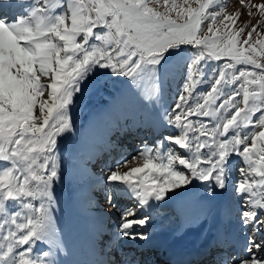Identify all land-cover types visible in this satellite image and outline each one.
I'll return each mask as SVG.
<instances>
[{
	"label": "snow or ice",
	"instance_id": "obj_1",
	"mask_svg": "<svg viewBox=\"0 0 264 264\" xmlns=\"http://www.w3.org/2000/svg\"><path fill=\"white\" fill-rule=\"evenodd\" d=\"M226 6V0L0 3L25 8L11 21L0 11V264H57V145L73 128L77 93L110 70L134 85L147 82L144 99L154 103L181 63L182 91L160 117L177 134L116 162L105 178L107 199L118 205L123 194L135 201L119 214L120 235L148 240L139 230L159 202L176 189L201 186L210 201L231 194L238 224L248 230L242 252L219 264H264V19L237 28L241 14ZM244 7L264 18V3ZM205 83L208 90L198 91ZM233 158L243 166L234 169Z\"/></svg>",
	"mask_w": 264,
	"mask_h": 264
},
{
	"label": "rangeland",
	"instance_id": "obj_2",
	"mask_svg": "<svg viewBox=\"0 0 264 264\" xmlns=\"http://www.w3.org/2000/svg\"><path fill=\"white\" fill-rule=\"evenodd\" d=\"M249 3L258 5L264 3V0H244L243 4L241 0H226L227 13L241 14L236 25L237 28L245 25L250 27L264 19L259 15L255 7L251 9L244 7V4ZM7 10L2 9V11ZM249 11L257 14L251 16ZM3 18L5 19V16ZM259 30L264 32V27ZM188 51L190 52L191 49H188ZM213 63L215 64V62ZM100 71L106 74L97 76V80L83 94L77 93L79 98H74V102L70 107L73 128L58 138L57 154L59 157L60 179L54 183L53 194L55 203H61V206L70 215H73L74 210H77L85 219L91 218L100 221L102 218H106L103 221L105 229H102L101 238L98 239L99 251L101 250L103 254V250L108 243H113L116 247L117 245L123 246L127 242L128 238L120 235L119 214L125 208H133L135 205L134 200L123 194L119 196L120 203L118 205L115 199H107L106 197L112 196V189L107 186L105 178L110 170L115 167L116 162L126 158L131 159L138 150H142L145 146L153 145L154 141L162 139L164 136L177 134V130L163 125L160 117L163 116L162 113L171 111V106L176 102L178 94L182 91L185 79V64L181 63L178 69L169 73L161 95L154 103L144 99V93L149 88L147 82H144L143 86L134 85L131 80L121 76L122 80L116 83L120 76L112 74L110 70ZM207 90V83L199 86L198 89L201 92H206ZM125 97L128 98L130 106H124L125 103L123 104V101H121ZM258 115L259 113L256 114V116ZM122 139H127L128 141V143H124V148L116 153L112 151L107 154L108 156H105L104 151L109 147V144L117 145ZM80 140L84 141L85 145H82ZM107 158H110V163ZM136 164V161H132L130 166H136ZM232 164L234 169L243 166L239 158H233ZM234 179H239L238 173H236ZM201 183L196 182L197 185ZM229 193H231V190H229ZM171 195H178L177 200L182 197L186 198L185 200H193L194 202L197 200L200 203L210 201L201 186H190L187 191L176 189L175 194ZM224 198L227 199V203L222 207L215 206L211 211V213L214 211L213 213L218 216L215 224H218L219 227L215 238L202 244L204 249H207L209 245L220 242L219 240H223L221 239L224 236L223 232L231 229L228 225V219L230 222L234 218L238 221L236 215L238 208L233 197L229 194ZM178 204L172 202L168 206H160L159 202L158 206L150 213L146 230L140 229L139 231H144L148 237L151 236L149 239L169 236L172 237V242L175 240L179 242L182 238H191L194 233L193 228H201L205 223L194 227L190 226L189 235L184 233L181 236H177L186 226L183 221V212L179 211ZM229 206L232 209L231 214L227 211ZM196 208L198 211L201 210L200 207ZM135 210L139 212L138 208ZM195 217L199 220V213H196ZM149 229L152 231L149 232ZM239 229H241L240 231L238 230L239 233H235V237L238 239L241 238L240 232L244 230L240 226ZM153 244L156 245L155 243ZM229 244L233 246V244ZM243 244L244 242L241 245ZM42 245V247L38 246L43 250H48V245ZM52 250L56 253V257L60 256L55 248L52 247ZM130 252L133 251L131 250ZM150 252L146 251V253L141 254L137 259L138 263L153 264L155 254L152 252L150 254ZM121 256L117 258L120 264L124 260L126 262L128 257L126 259L123 258L129 256V253H122ZM150 258L152 260L147 262ZM65 261L68 262L67 259ZM71 264L80 263L72 262Z\"/></svg>",
	"mask_w": 264,
	"mask_h": 264
},
{
	"label": "bare ground",
	"instance_id": "obj_3",
	"mask_svg": "<svg viewBox=\"0 0 264 264\" xmlns=\"http://www.w3.org/2000/svg\"><path fill=\"white\" fill-rule=\"evenodd\" d=\"M3 2L4 0H0V3ZM8 2H14L16 4L23 3L26 7L29 0H8ZM24 10L25 8L21 7L10 8L7 10L5 19L11 21L14 17L19 16ZM0 11H2V9H0ZM162 115H164V113H162ZM81 141L82 140H80V143L85 145V142ZM125 142L128 143L127 139H122L117 145L109 144V147L104 151L105 156H108L107 154H110L112 151L116 153L120 151V149H123ZM107 159L110 163V158ZM177 197L178 195H171L170 198L161 201L160 206H168L172 202L179 203V211L183 212V221L186 226H184L185 228L182 229L177 236H181L184 233L188 234L190 226L194 227L198 224L205 223L201 228H193L194 233L191 238H182L179 242H176V240L172 242V237L169 236H162L146 241L128 239L123 246L117 245L115 247L113 243H108L103 250V254L101 253V250L99 251L98 239L101 238L100 235L102 229H105L103 221L106 218L104 217L100 221L91 218L85 219L77 210H74L73 215H70L61 206V203H54L53 216L55 221L56 238L52 247L55 248L56 252L60 255L57 257L55 256L57 264H71L72 262L80 264H117L114 259V253L116 252L121 256L126 248L131 249L133 252H128L129 256L124 257L125 259L128 257L124 264H142L138 263L137 259L141 254L144 252L146 253V251H151L155 254L153 264H161L162 261L165 262V260V264H219L222 259L228 258L229 255H235L239 251L241 253L244 245L241 244L244 242V235L248 234V230L244 229L240 232L241 238H236L235 233H239L241 229H239L238 221L235 218L231 222L229 219L227 220L231 229L223 232L224 236L221 238L223 240H219L220 242L215 243L214 245H209L207 249H204V246H202L204 242L211 241L215 238L219 227L218 224H215L217 223L218 216L213 213L214 211L212 213L211 211L215 206L222 207L227 203L226 198L218 197L212 202L207 201L206 203H200L196 199L194 202L193 200H185L186 198L182 197L179 199L181 201H179L176 199ZM128 198H126V200H128ZM196 207H200L201 210L198 211ZM196 213H199L200 215L199 220L195 217ZM150 231L152 230L149 229V232ZM228 235H230V237H228ZM149 238H151V236H149ZM133 242H135V244H133ZM229 243H231V245L233 244L235 250L232 249L233 246H230ZM40 246L42 247L43 245L41 244ZM92 252L93 254L91 255ZM65 259H67L68 262H66ZM131 260L133 261L131 262ZM150 260L152 259L150 258L147 262H150Z\"/></svg>",
	"mask_w": 264,
	"mask_h": 264
},
{
	"label": "trees",
	"instance_id": "obj_4",
	"mask_svg": "<svg viewBox=\"0 0 264 264\" xmlns=\"http://www.w3.org/2000/svg\"><path fill=\"white\" fill-rule=\"evenodd\" d=\"M121 78H122V77L120 76L119 79H117L118 81H116V83H117V82H120V81L122 80ZM121 101H123V104L125 103L124 106H125V105H126V106H127V105L130 106V104L128 103V98H126V97H125V98H122Z\"/></svg>",
	"mask_w": 264,
	"mask_h": 264
}]
</instances>
